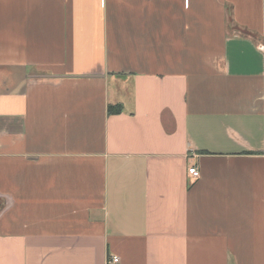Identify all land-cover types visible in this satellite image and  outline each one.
I'll return each mask as SVG.
<instances>
[{
  "label": "crops",
  "instance_id": "1",
  "mask_svg": "<svg viewBox=\"0 0 264 264\" xmlns=\"http://www.w3.org/2000/svg\"><path fill=\"white\" fill-rule=\"evenodd\" d=\"M113 256L264 264V0H0V264Z\"/></svg>",
  "mask_w": 264,
  "mask_h": 264
},
{
  "label": "built area",
  "instance_id": "2",
  "mask_svg": "<svg viewBox=\"0 0 264 264\" xmlns=\"http://www.w3.org/2000/svg\"><path fill=\"white\" fill-rule=\"evenodd\" d=\"M188 173H189V175H191L193 178H197L198 175H199L198 169H197L196 167H191V168H189V169H188ZM118 263H119V259H118V257H115V256L111 257V258L108 260V262H107V264H118Z\"/></svg>",
  "mask_w": 264,
  "mask_h": 264
},
{
  "label": "trees",
  "instance_id": "3",
  "mask_svg": "<svg viewBox=\"0 0 264 264\" xmlns=\"http://www.w3.org/2000/svg\"><path fill=\"white\" fill-rule=\"evenodd\" d=\"M121 110H122V108L119 105L118 106H114V107L110 106V107H108L107 113L109 115H116V114L121 113Z\"/></svg>",
  "mask_w": 264,
  "mask_h": 264
}]
</instances>
